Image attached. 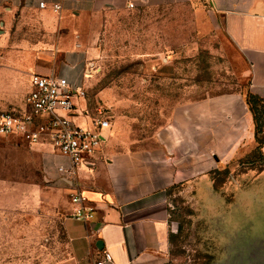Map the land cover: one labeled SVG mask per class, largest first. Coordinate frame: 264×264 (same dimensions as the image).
<instances>
[{
  "label": "rangeland",
  "instance_id": "1",
  "mask_svg": "<svg viewBox=\"0 0 264 264\" xmlns=\"http://www.w3.org/2000/svg\"><path fill=\"white\" fill-rule=\"evenodd\" d=\"M191 9L189 3L140 5L92 16L79 108L86 105L91 116L102 110L113 125L111 138L121 150L143 156L139 164L149 166L157 185L173 175L164 264H264L258 239L264 234V172L240 164L257 147L254 121L248 128L254 143L245 131L249 81L218 53L215 41L195 35ZM227 95H238L245 109L225 111ZM239 122L244 140L238 142ZM190 143L196 156L186 155ZM6 145L0 143V178L10 179ZM226 169L228 178L215 190L214 176L223 179ZM18 194L6 192V204L41 199L46 205L53 198L45 188L22 191V202ZM44 205L1 210L0 264H54L67 257L59 213Z\"/></svg>",
  "mask_w": 264,
  "mask_h": 264
},
{
  "label": "crops",
  "instance_id": "2",
  "mask_svg": "<svg viewBox=\"0 0 264 264\" xmlns=\"http://www.w3.org/2000/svg\"><path fill=\"white\" fill-rule=\"evenodd\" d=\"M172 3L191 4L195 35L215 41L218 53L247 76L248 93L264 98V0H0V112L28 110L26 98L35 75L65 78L70 87L83 90L90 55L87 23L92 16ZM55 4L61 6L60 11L53 9ZM244 107L246 103L238 95L225 96V111ZM251 116L245 131L248 141L254 143L253 128L248 129L253 127ZM237 124L241 127L239 142L244 140L243 125ZM112 127L93 163L77 168L73 176L59 171L68 161L48 142L30 144L20 136H0V143L8 144L5 154L10 155L3 165L12 167L10 179L0 178V212L9 207L38 210L44 205L41 199L30 205H7L6 192H18L19 202L26 196L22 191L37 194L45 188L52 192V203L44 206L53 209L52 215L59 213L67 256L54 264H94L103 251L111 255L112 264L166 261L171 236L168 189L176 181L172 175L157 185L149 166L144 164L143 171L139 164L143 156L117 146L111 138ZM181 139L174 140L176 148ZM185 149L187 156H196V144ZM73 192H81L94 208L92 220L72 217ZM258 239L264 241V234ZM98 241L103 242L102 250L96 246Z\"/></svg>",
  "mask_w": 264,
  "mask_h": 264
},
{
  "label": "built area",
  "instance_id": "3",
  "mask_svg": "<svg viewBox=\"0 0 264 264\" xmlns=\"http://www.w3.org/2000/svg\"><path fill=\"white\" fill-rule=\"evenodd\" d=\"M41 8L45 3L41 2ZM60 11L59 4L53 5ZM81 88H72L65 78L39 76L32 78V90L26 98L28 110L0 112V136L16 135L30 144L48 142L54 152L68 161L60 172L73 176L77 168L93 163L111 128V122L99 108L91 116L87 106L79 108L76 100H85ZM81 106V105H80ZM75 205L72 217L92 220L94 208L81 192L70 195ZM107 251L94 264H112Z\"/></svg>",
  "mask_w": 264,
  "mask_h": 264
},
{
  "label": "trees",
  "instance_id": "4",
  "mask_svg": "<svg viewBox=\"0 0 264 264\" xmlns=\"http://www.w3.org/2000/svg\"><path fill=\"white\" fill-rule=\"evenodd\" d=\"M247 105L249 110H251V114L253 115V121L255 123V140L257 143V147L243 160L240 161L241 166L244 167L245 170H258L260 172L264 171V136H263V124L262 120H264V98L248 93L247 94ZM219 175L222 172H217ZM224 178H218V176H214V188L215 190L220 189L225 183L226 179L229 175V170L226 169L224 171Z\"/></svg>",
  "mask_w": 264,
  "mask_h": 264
},
{
  "label": "water",
  "instance_id": "5",
  "mask_svg": "<svg viewBox=\"0 0 264 264\" xmlns=\"http://www.w3.org/2000/svg\"><path fill=\"white\" fill-rule=\"evenodd\" d=\"M97 248L102 250L103 248V242L102 241H98L97 244H96Z\"/></svg>",
  "mask_w": 264,
  "mask_h": 264
}]
</instances>
